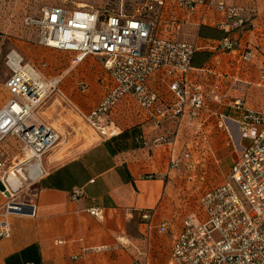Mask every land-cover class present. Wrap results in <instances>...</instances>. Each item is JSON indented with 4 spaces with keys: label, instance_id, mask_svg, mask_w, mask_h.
<instances>
[{
    "label": "crops",
    "instance_id": "obj_1",
    "mask_svg": "<svg viewBox=\"0 0 264 264\" xmlns=\"http://www.w3.org/2000/svg\"><path fill=\"white\" fill-rule=\"evenodd\" d=\"M224 1L244 8L246 28L219 27L224 14L216 8L177 10L187 21H196L193 23L199 30L201 26L218 28L238 42L234 49L225 51L219 47L221 39L198 36L201 44L198 43L197 52L208 50L211 55L185 74L190 85L200 84L204 91V104L197 117L185 114L155 122L147 110L134 103L145 124L122 129L117 116L114 118V109L128 110V104L134 101L131 97L122 98L110 113L111 122L117 127L114 134H93L88 145L68 150L61 159L50 154L42 160L44 173L36 183L42 188L36 199V216H9L11 233L0 239V264H131L134 260L141 264H171L183 220L196 212L195 205L190 207L191 201L198 196L197 207L206 191L224 184L242 147L248 144L235 122L245 109L236 106V100L242 99L245 107L261 111L242 96L253 97L255 91L262 93L264 88V0ZM202 41L209 43L206 48ZM163 72L157 70L150 83L167 104L175 96ZM101 82L107 91L109 77ZM9 96L8 93V99ZM222 116L228 120L220 128L217 124ZM186 124L192 131L182 140ZM159 136H166L169 142L153 145ZM142 138L149 145H144ZM229 138L236 140V150ZM18 140L21 153L14 161L22 154V142ZM8 151L1 152L3 159ZM185 151L190 152V158L171 169V159L182 157ZM208 158V167L206 162L204 167L197 164L199 159ZM196 168L212 177L203 193L199 185L192 189L195 182L202 181V176L197 178ZM76 187L82 188L83 194L71 199L70 192ZM2 190L0 182V210L7 200ZM92 207L102 210V216L90 214L88 209ZM144 211L150 218H142ZM164 223L167 228L161 232L159 228Z\"/></svg>",
    "mask_w": 264,
    "mask_h": 264
},
{
    "label": "built area",
    "instance_id": "obj_2",
    "mask_svg": "<svg viewBox=\"0 0 264 264\" xmlns=\"http://www.w3.org/2000/svg\"><path fill=\"white\" fill-rule=\"evenodd\" d=\"M142 1V8L148 11L168 6L188 12L198 7L216 8L224 14L219 27H247L244 8L228 5L224 0ZM24 22L37 29L41 44L73 54L75 65L92 55L104 58L110 84L100 102L83 114L86 123L101 134L111 127L109 133L114 134L117 127L111 122V109L125 97L133 98L155 122L185 114L194 118L203 107L202 86L190 85L185 77L193 67L199 45L153 36L152 23L143 18L139 8L132 14L122 9L98 8L85 0H66L27 15ZM237 44V40L224 37L219 46L231 50ZM7 65L11 73L5 85L10 96L0 110V143L8 135L17 136L22 142V155L9 168L0 148V182L7 198L0 210V239L10 236L9 216H36V199L42 188L37 185L30 189L28 198L21 200L17 193L26 182H38L44 173L42 160L59 140L57 130L37 117L36 108L49 93L64 95L61 77L44 78L37 67L15 50L7 55ZM159 69H163L168 88L175 96L167 104L150 83ZM82 86L85 88L86 84ZM235 104L245 108L235 122L248 144L231 166L227 181L201 196L202 213L192 212L184 218L172 249L171 264H264V113L245 107L242 99ZM227 120L222 116L218 127H225ZM142 142L149 145L144 138ZM168 142L166 136L152 141L153 145ZM187 158L189 151L172 158L170 168L180 167ZM10 173L18 178L15 185L9 179ZM82 194V188L76 187L70 197L77 199ZM88 212L102 216L98 207L89 208ZM141 216L150 218L146 211ZM166 228L164 223L159 230L164 232ZM131 264L141 263L134 260Z\"/></svg>",
    "mask_w": 264,
    "mask_h": 264
},
{
    "label": "rangeland",
    "instance_id": "obj_3",
    "mask_svg": "<svg viewBox=\"0 0 264 264\" xmlns=\"http://www.w3.org/2000/svg\"><path fill=\"white\" fill-rule=\"evenodd\" d=\"M65 1L66 0H0V110L8 99V90L5 83L10 76L11 70L7 65V55L12 50L22 55L25 61L37 67L44 78L50 79L54 76L62 78L60 87L64 95H61L60 92L49 93L36 108V115L41 121L54 127L59 135V129H64L67 133L66 138L63 141L58 140L53 148L48 151L43 160L48 159L50 154H54V157L61 159L68 150H73V148L82 145H88L91 142V136L93 134H101L86 123L82 114L96 105L106 91V88L104 89L101 85V80H105V77L108 75L103 65L104 58L100 55H92L89 56L91 58L85 63L81 62L75 65L72 63L73 54L41 44L39 42L37 29L27 26L24 22L27 15H35L43 8L60 5ZM85 1L94 4L98 8L122 9L132 14L139 8L143 18L152 23L153 36L195 42L197 44L200 43L201 38L198 37L199 26L197 23H193L196 21H187L186 16H182L180 11L177 13L179 9L175 6H170V9H161L157 7L154 11H148L142 8L144 7L142 0ZM200 44H198L199 47ZM207 44L209 43L202 41V45H204L205 48ZM207 48H209V46H207ZM82 83L86 84L85 88H83ZM242 97L246 99V101H249L254 107L258 106L264 113V88L262 89V93L255 91L253 97H249L248 94H244ZM134 103L137 102L134 100L128 104V106H130L128 110L120 111L119 109H114V118L117 116L116 119L122 129L131 130L133 127L144 126L145 124L144 121H141L144 117L141 110L137 109ZM111 128L106 129L107 135L110 134ZM190 130L192 131L191 127L186 124L185 131L181 137L182 140L189 137L188 134ZM240 136L242 137L241 134ZM195 139L198 141L197 137ZM229 141L232 148L235 149L238 147L236 140L232 141L229 138ZM1 143L0 148L2 152L9 150L4 157L9 168H11L14 162L18 160L16 159L14 161V157L21 153L19 140L16 136L10 135L8 139H5L3 145ZM243 148L244 147H242V149ZM199 150L195 152L197 157L200 156L198 153ZM199 161L200 162L197 164H202V167H204L203 162H206L205 164H207L208 167L210 160L208 158L206 161L203 159H199ZM222 166L220 168H222ZM195 171L198 179L202 176V181H200V183L195 182L196 185H194L192 189H195V186L198 187L199 185V187H201L200 192L203 193L206 188V182L212 177L211 175L209 177L208 173L207 175L202 174L199 168H196ZM209 171L210 170H208V172ZM226 172L224 174V179ZM187 180L190 181L189 179ZM36 186L37 184L35 183L30 185L26 182L23 189L17 193V195H19L18 199L28 198L30 196V189L36 188ZM186 197H188V194ZM197 199L198 196L193 198L190 207L195 205V211L200 215L202 213V208L200 205L196 207Z\"/></svg>",
    "mask_w": 264,
    "mask_h": 264
},
{
    "label": "trees",
    "instance_id": "obj_4",
    "mask_svg": "<svg viewBox=\"0 0 264 264\" xmlns=\"http://www.w3.org/2000/svg\"><path fill=\"white\" fill-rule=\"evenodd\" d=\"M228 32L224 30H220L218 28H213L209 26H201L199 30V35L203 37H210L216 39H222L227 37ZM211 55L210 51H200L196 52L193 57L192 65L200 66L203 62H205Z\"/></svg>",
    "mask_w": 264,
    "mask_h": 264
},
{
    "label": "bare ground",
    "instance_id": "obj_5",
    "mask_svg": "<svg viewBox=\"0 0 264 264\" xmlns=\"http://www.w3.org/2000/svg\"><path fill=\"white\" fill-rule=\"evenodd\" d=\"M60 130V135H59V140L60 141H63L66 136H67V133L64 131V129H59ZM9 179L11 180V182L15 185L14 183V180H18V178L16 177V175L14 173H10L9 175ZM13 180V181H12Z\"/></svg>",
    "mask_w": 264,
    "mask_h": 264
}]
</instances>
